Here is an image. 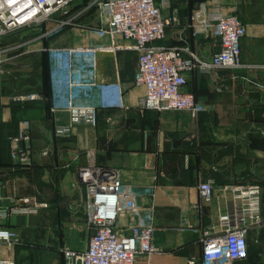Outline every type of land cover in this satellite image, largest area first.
<instances>
[{"label":"crops","instance_id":"obj_1","mask_svg":"<svg viewBox=\"0 0 264 264\" xmlns=\"http://www.w3.org/2000/svg\"><path fill=\"white\" fill-rule=\"evenodd\" d=\"M98 1L74 3L67 18L74 24L65 29L58 30L56 23L23 29L5 38L0 49L38 41L47 50L113 42L124 48L121 38L98 33L107 28ZM203 4L211 14L237 16L248 34L241 41L240 69H195L189 74L184 91L206 107L197 119L188 112L144 109L146 90L135 85L138 57L127 49L97 54L94 86L70 87L89 77L87 67H72L66 56L63 67L54 68L47 51H19L5 65L6 74L0 75V222L17 234L19 243L1 246V260L65 264L64 249L88 248L91 233L81 171L90 160L117 171L124 185L139 192L155 189L154 198L141 202L155 210V252L140 256L136 264H202L201 239L218 229L220 215L228 212L231 187L260 185L264 215V0H171L172 9L164 16L177 23L156 45L196 51L203 61H211L220 50L217 39L196 38L191 27L193 12ZM49 32L54 34L40 40ZM70 96L96 108L95 126L76 122L65 110ZM25 129L31 136L32 164L17 169L12 140ZM62 129L67 133L59 135ZM201 181L213 184L211 202L199 194ZM26 198L44 208L35 215L8 214ZM248 244L249 262L238 264H264L259 259L264 255L263 230L253 229Z\"/></svg>","mask_w":264,"mask_h":264},{"label":"built area","instance_id":"obj_2","mask_svg":"<svg viewBox=\"0 0 264 264\" xmlns=\"http://www.w3.org/2000/svg\"><path fill=\"white\" fill-rule=\"evenodd\" d=\"M78 0H0V45L23 29L41 28L56 23L58 30L74 24L67 19L69 11ZM97 7L107 28L98 30L111 38H121L127 43L124 48L97 45L85 49H45L42 41L26 43L21 47L0 49V75L15 53L49 52L54 68L63 67L69 57L72 67L84 64L88 78L73 81L70 87L94 86L96 79V57L100 52L115 53L119 49L133 51L138 57L135 85L146 90L143 108L158 113L188 112L194 119L206 111L194 95L184 91L188 76L195 69L238 70L242 67L241 41L248 28L235 15L211 14L206 5L193 12L191 27L196 38L221 39L220 51L211 61H203L200 54L178 47L157 46L166 37L169 27L177 23L176 18L164 16L171 11V0H100ZM61 16L63 18L59 19ZM49 32L40 40L50 38ZM219 92H223L220 89ZM36 99L35 96L31 97ZM65 110L76 122L96 125V108L76 103L70 96ZM67 130L58 131L64 135ZM31 136L27 129L19 138L12 140V162L14 168H27L32 164ZM81 182L86 187L87 226L91 236L85 251L64 249L65 264H136L142 255L155 252V210L145 207L142 199L154 198L155 189L139 192L122 183L117 171L96 165L90 160L81 171ZM3 183L0 182V202L3 200ZM203 201L211 202L214 187L211 181H201L198 186ZM232 200L228 212L220 215L218 229L204 233L202 264H238L249 259L248 236L253 229L264 232L263 190L260 185L229 188ZM44 208L31 199H22L8 209L9 215H35ZM129 220L124 223L122 218ZM1 219V217H0ZM19 243L16 233L0 222V247L9 248ZM0 264H14L13 260H1Z\"/></svg>","mask_w":264,"mask_h":264},{"label":"water","instance_id":"obj_3","mask_svg":"<svg viewBox=\"0 0 264 264\" xmlns=\"http://www.w3.org/2000/svg\"><path fill=\"white\" fill-rule=\"evenodd\" d=\"M217 41H218V45L220 46L221 45V39L219 38V39H217ZM219 49H220V47H219Z\"/></svg>","mask_w":264,"mask_h":264},{"label":"rangeland","instance_id":"obj_4","mask_svg":"<svg viewBox=\"0 0 264 264\" xmlns=\"http://www.w3.org/2000/svg\"><path fill=\"white\" fill-rule=\"evenodd\" d=\"M253 251V250H252ZM255 252V251H254ZM259 259L264 260V255L263 256H259Z\"/></svg>","mask_w":264,"mask_h":264},{"label":"trees","instance_id":"obj_5","mask_svg":"<svg viewBox=\"0 0 264 264\" xmlns=\"http://www.w3.org/2000/svg\"><path fill=\"white\" fill-rule=\"evenodd\" d=\"M247 262H249V259H248V261Z\"/></svg>","mask_w":264,"mask_h":264}]
</instances>
